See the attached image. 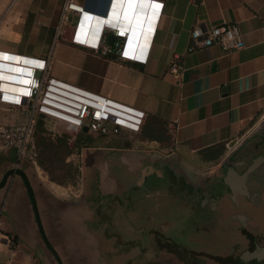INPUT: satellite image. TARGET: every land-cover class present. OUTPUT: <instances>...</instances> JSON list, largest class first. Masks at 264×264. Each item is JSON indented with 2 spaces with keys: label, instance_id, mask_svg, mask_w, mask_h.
Segmentation results:
<instances>
[{
  "label": "crops",
  "instance_id": "obj_1",
  "mask_svg": "<svg viewBox=\"0 0 264 264\" xmlns=\"http://www.w3.org/2000/svg\"><path fill=\"white\" fill-rule=\"evenodd\" d=\"M64 1L0 0V49L47 57ZM162 1V14L145 65L118 62L111 54L99 56L70 45L65 39L74 15L65 17L48 73L140 108L146 116L138 133L101 136L82 131L73 139L63 134L53 140L46 138L43 131L53 128V120L50 127L37 122L34 148L24 159L0 139V264H58L46 243L63 264H81L83 255L85 264H89L86 248L75 236L98 238L99 233L84 223L94 220L92 215L99 214L104 221L102 232L107 226L103 213L79 199L85 187L82 161L96 149L116 151L104 172L114 193L108 200L117 209L119 199L124 204L121 186L142 183L156 202L154 211L168 205L167 212L157 214L160 225L167 221L166 230L173 224L174 231L179 228L181 235H201L203 231L207 241H211L212 233L220 234V246L209 243L204 248L207 264H211L213 255L224 253L226 242L239 233L238 215L251 214L256 208L259 197L255 191L261 187L264 164L242 181L247 195L243 191L234 193L237 203L230 196L232 179L238 183V174L257 156L264 155V0ZM233 23L241 30L242 48L224 51L212 45L187 52L195 26L208 29ZM173 59L181 63L180 70H170ZM24 121L20 110L0 106V123ZM39 127L41 135L52 142L66 139L69 153L65 161L73 169L67 183L52 180L37 163L35 134ZM233 141L234 145L228 147ZM211 175H223L224 182L219 191L207 194L203 186ZM170 182L176 191H170ZM117 192L121 196H116ZM196 207L199 213L187 216L194 219L189 231L185 232L178 218L172 221L169 217L179 215L173 208L187 213ZM186 213L179 218L186 219ZM173 244L189 257L183 262L184 258L172 250L180 259L178 264H193L191 252L195 248L188 250L184 246L187 243L180 240Z\"/></svg>",
  "mask_w": 264,
  "mask_h": 264
},
{
  "label": "built area",
  "instance_id": "obj_2",
  "mask_svg": "<svg viewBox=\"0 0 264 264\" xmlns=\"http://www.w3.org/2000/svg\"><path fill=\"white\" fill-rule=\"evenodd\" d=\"M113 2L115 6L111 13ZM157 4L160 5L159 8L156 7ZM163 4L162 0H148L144 3L145 16L141 29L135 38L129 39L128 34L133 30L123 18L121 10L127 3H120L119 0H65L47 57L0 49V54H3L0 55V66H3L0 67V106L18 109L25 116L22 123H0V139L3 145L14 148L19 159L26 158L34 148L36 116L53 120V128L43 131V135L52 140L61 134L73 139L84 127L87 132L101 136L140 132L146 116L142 109L57 78L50 75L48 70L54 44L58 41L59 28L68 13H72L74 18L66 35L67 43L99 56L111 54L118 62L145 65L149 59ZM100 20L105 23H99ZM110 35L113 40L108 43ZM190 38L187 52L212 45L224 51L244 46L241 30L234 23L208 29L195 26ZM13 57L16 59H12ZM181 68V63L175 59L170 62L171 71Z\"/></svg>",
  "mask_w": 264,
  "mask_h": 264
},
{
  "label": "water",
  "instance_id": "obj_3",
  "mask_svg": "<svg viewBox=\"0 0 264 264\" xmlns=\"http://www.w3.org/2000/svg\"><path fill=\"white\" fill-rule=\"evenodd\" d=\"M141 8H143V11L140 10ZM121 10L123 18L129 22L132 30L135 27V32L138 33L141 29L142 19L145 16L144 4L141 5L139 2L132 6L127 4ZM112 40L113 36L110 35L108 43H111ZM83 131H87L86 127L83 128ZM234 143L235 141L229 143L228 147L233 146ZM85 158H88L89 163L87 170L92 174H89L91 178L85 180L84 191L79 199L82 202L86 201V205H91L103 213L107 217V226L98 238L88 239L79 236H75V238L84 244L89 264H121L122 258L136 253L138 249L135 241L130 238L132 235L124 232L120 214L116 211L117 208L111 201L109 202L110 197H114V193L109 187L110 181L106 178L104 169H102L104 163L102 154L98 156L97 151L93 150ZM261 164H264V156H258L242 174H238L240 180L238 183L235 178L232 179L233 193L243 191L247 195V188L242 181L246 180L248 174ZM83 170L84 168H82V172ZM186 175H190V172H186ZM29 194L31 195L30 191ZM255 194L259 197L256 208L251 214L238 215L239 233L232 235L230 240L226 242L224 253L218 258L219 264H264V176L261 187L256 189ZM117 195L121 196V193L117 192ZM31 201L35 209L34 200ZM35 214L39 225L37 212ZM46 244L54 255L56 262L63 264L55 249L50 244Z\"/></svg>",
  "mask_w": 264,
  "mask_h": 264
},
{
  "label": "rangeland",
  "instance_id": "obj_4",
  "mask_svg": "<svg viewBox=\"0 0 264 264\" xmlns=\"http://www.w3.org/2000/svg\"><path fill=\"white\" fill-rule=\"evenodd\" d=\"M81 1L84 2V0ZM35 120L36 123L39 122V125L42 123L44 124L46 123L48 127L51 126V120L46 117L36 116ZM96 151L98 156H100L101 154L103 156L104 163L102 164V169L105 168V172H106L107 167H109L108 163L109 164L111 163L112 155H114L116 151H112L108 149L102 151L96 149ZM253 161L250 163V165L253 163ZM88 164H89L88 158H85V160L82 161V166L84 168L83 170L84 184L89 179V177L91 178L89 174H92L89 173L87 170ZM222 174L224 175L223 172ZM223 175H220V178L213 177L212 175L206 178V181L203 186V191H205L207 194L213 193L214 191L216 192L219 191L224 182ZM166 180L167 179L162 181H166ZM144 185L145 184L142 183L141 184L136 183V184L121 186V189L123 190V194H124V204L121 202V199L117 201V207L123 218L121 220V225L123 226L125 230L124 232H126V234L132 235L130 238L132 241H135L136 248L138 249L136 253L130 254L129 256L122 258L121 264H178L180 262V259L175 255L174 252H172V250H174L176 253L182 256L184 258L183 260H187L189 257L186 255L185 250L180 251L179 247L175 246L173 242L175 240H180V242H182L183 244L184 242H186L187 244L190 243L189 245L186 244V246H188L189 248H195V246H192L194 244L190 242V240H186L187 238L185 236L181 235V233L179 232L180 231L179 228L177 230L175 229L176 231H174L173 224L170 225L169 229L167 230L165 228L167 221L166 222L164 221L165 223L163 222L164 225H160L162 221H160L157 214L162 212H167L169 210L168 205L163 204L161 205V209L159 211H154V207H156L155 206L156 202L155 200H152L153 198L152 193L149 194L150 193L149 190L146 189V186ZM170 185H171V190L170 189L169 190L176 191L172 186V182H170ZM165 188L166 187L164 188L161 187V189H165ZM230 198L233 203H237L234 197V193L231 194ZM124 205L126 208L124 207ZM196 208L195 209L193 208L192 210L191 209L186 210L187 213L184 212V210L181 209L175 210L173 208L174 212H177L179 215L178 214H177L178 216L174 215L173 218L171 217L172 215L169 217L172 221H174L173 219L175 217L178 218V221H180L181 225L184 227V230L186 232L191 229V226H193V224L190 221L192 220L194 221V219L191 220V218L187 216L195 215L199 213V209ZM245 209H248L249 211V207L246 206ZM182 213H186L185 214L186 219L179 218L180 214L182 215ZM92 216L94 217V220L87 219L84 221V223L89 229L95 230L100 235V233H102V230L105 228V225L103 224L104 221H101L99 214L98 216L96 215H92ZM209 221H208L209 227H211V221L210 222ZM229 226L230 224H228V227ZM200 259L201 261H203L202 259H205V257L202 256L200 257ZM81 264H85L84 255Z\"/></svg>",
  "mask_w": 264,
  "mask_h": 264
},
{
  "label": "trees",
  "instance_id": "obj_5",
  "mask_svg": "<svg viewBox=\"0 0 264 264\" xmlns=\"http://www.w3.org/2000/svg\"><path fill=\"white\" fill-rule=\"evenodd\" d=\"M35 144L36 161L52 180L67 183L72 179L73 169L65 161L69 153L65 138H58L52 142L41 135V128L39 127L35 134Z\"/></svg>",
  "mask_w": 264,
  "mask_h": 264
},
{
  "label": "flooded vegetation",
  "instance_id": "obj_6",
  "mask_svg": "<svg viewBox=\"0 0 264 264\" xmlns=\"http://www.w3.org/2000/svg\"><path fill=\"white\" fill-rule=\"evenodd\" d=\"M264 156V155H263ZM203 231H201V235H196V234H187V235H183L185 236L187 239L186 240H190V242H192L195 246L194 252H193V264H207V259H208V253H205L204 248L207 247L210 243L211 246H220L221 245V240L222 237H220V234L217 233H212L211 234V241H207L205 236H202ZM189 245V244H187ZM187 249L189 248L188 246L184 245ZM191 247V246H190ZM191 249V248H189ZM188 249V250H189ZM192 250V249H191ZM204 256L205 259H202L203 261H201L200 257ZM219 257L216 255H213L212 261L210 262L211 264H219ZM183 262H185L186 260H181ZM202 262V263H201Z\"/></svg>",
  "mask_w": 264,
  "mask_h": 264
},
{
  "label": "snow or ice",
  "instance_id": "obj_7",
  "mask_svg": "<svg viewBox=\"0 0 264 264\" xmlns=\"http://www.w3.org/2000/svg\"><path fill=\"white\" fill-rule=\"evenodd\" d=\"M120 3H127L129 4L130 6L132 5H135L137 2H139L141 5H143L144 3L148 2V0H119ZM157 8L160 7L159 4L156 5ZM141 11H143V8L140 9ZM99 23H105V21H102L100 20ZM108 23H111L110 21ZM113 27H115V25L113 24L112 25ZM98 30V29H97ZM127 54V53H126ZM0 55H3V54H0ZM12 59H16V58H12ZM27 63H33L32 61H27ZM0 67H3V66H0Z\"/></svg>",
  "mask_w": 264,
  "mask_h": 264
},
{
  "label": "bare ground",
  "instance_id": "obj_8",
  "mask_svg": "<svg viewBox=\"0 0 264 264\" xmlns=\"http://www.w3.org/2000/svg\"><path fill=\"white\" fill-rule=\"evenodd\" d=\"M113 6H115V3L113 2L112 3V9L110 8V10H111V13H112V11H113ZM124 9V8H123ZM109 13H110V11H109ZM132 27V26H131ZM135 27L133 28V32H130L129 34H128V37H129V39H133V38H135L136 37V35H137V33L135 32Z\"/></svg>",
  "mask_w": 264,
  "mask_h": 264
}]
</instances>
